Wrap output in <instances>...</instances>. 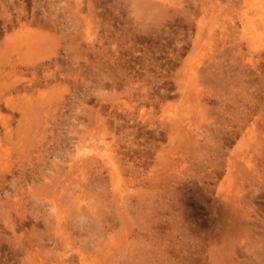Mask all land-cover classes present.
I'll list each match as a JSON object with an SVG mask.
<instances>
[{
  "label": "rangeland",
  "instance_id": "obj_1",
  "mask_svg": "<svg viewBox=\"0 0 264 264\" xmlns=\"http://www.w3.org/2000/svg\"><path fill=\"white\" fill-rule=\"evenodd\" d=\"M256 2L0 0V264H264Z\"/></svg>",
  "mask_w": 264,
  "mask_h": 264
},
{
  "label": "bare ground",
  "instance_id": "obj_2",
  "mask_svg": "<svg viewBox=\"0 0 264 264\" xmlns=\"http://www.w3.org/2000/svg\"><path fill=\"white\" fill-rule=\"evenodd\" d=\"M24 8V7H23ZM23 8H21V10H23L24 11V9ZM254 12H253V14L252 15H250V11L248 10L245 14V16H244V18L242 19L243 20V23H249V25L251 24L252 26V28H254L257 32L255 33V37H257V39H259V40H261V38H262V36L264 35V0H258V2H256V8H255V10H253ZM48 15V14H47ZM50 16V15H49ZM20 17V16H19ZM34 17V16H33ZM7 18V17H6ZM33 19H36V18H33ZM32 19V20H33ZM41 19V18H40ZM51 19H53L52 17H51ZM5 20V19H4ZM48 20H50V19H48ZM47 20V21H48ZM55 20V19H54ZM35 21V20H34ZM43 22H44V20H42ZM53 21V20H52ZM42 22V23H43ZM40 23H41V21H40ZM48 23H50V22H48ZM13 24V23H12ZM37 25V24H36ZM45 24L43 23V26H44ZM24 26V25H23ZM243 28H245L244 26H243ZM264 38V37H263ZM256 39V40H257ZM17 41V40H16ZM48 73H50V72H48ZM50 76H53V74L51 75V74H49ZM42 77V76H41ZM46 80V79H45ZM19 84H17V85H15V86H11V87H8V91H19V90H21V89H25V90H27V89H29V91H31V86L30 87H27V86H25V87H21V86H18ZM28 91V92H29ZM22 92V91H21ZM25 92V91H24ZM28 92H26V94L28 93ZM6 104V105H8V99H2V98H0V105L1 104ZM177 120V119H176ZM45 121H46V119H45ZM178 122H176L175 124H174V131H176L177 129H178V125H180L179 123L177 124ZM177 132V131H176ZM259 142V141H258ZM260 144V142L259 143H257V145H259ZM105 149H104V153H102L101 155H103L104 156V159H105V157H107V160H108V163H109V165L107 166L108 167V170H109V172L108 173H110V177H108L109 178V180L111 179L112 180V182H113V184L115 185V187L118 189H116L117 191H119V192H117L116 194L117 195H121L120 197H122L124 194H127L128 193V191L126 192V193H123V191H126L127 190V187H124V186H126V185H124V183L126 184V182L124 181V179L121 177V175L123 174L122 173V164H121V161H120V158L117 156V158H116V155H117V152H116V150H117V148H113V147H110V146H107V145H105ZM97 149H98V147H97ZM251 149H253V148H251ZM250 149V150H251ZM79 151V150H78ZM83 151V150H82ZM81 151V152H82ZM252 151V150H251ZM251 151H249L248 153L249 154H251ZM255 152V151H254ZM253 151H252V153H254ZM78 153V155L79 154H81L80 152H77ZM82 153H86L85 155H82L80 158H79V156H78V161H81V163L80 164H78L77 166H78V169H81L82 168V166L83 167H87V168H89L90 170H91V167H92V158H93V154H88L87 153V150H85L84 149V151L82 152ZM246 153V152H245ZM244 153V154H245ZM88 154V155H87ZM255 154V153H254ZM248 155V154H247ZM253 158V154L252 155H250L249 157L248 156H246L245 158L247 159V158ZM94 160V159H93ZM254 160V159H253ZM243 161V160H242ZM249 161H252V160H249ZM255 161V160H254ZM253 161V163L255 164V162ZM94 162H95V160H94ZM123 162V161H122ZM243 163H244V161H243ZM250 164L251 166L252 165H254V164ZM77 164V163H76ZM107 165V164H106ZM255 165H257V164H255ZM254 165V166H255ZM72 166H73V164H72ZM102 166V165H101ZM245 166V165H244ZM71 167V166H70ZM74 167V166H73ZM124 167V166H123ZM256 167V166H255ZM95 168H96V166H95ZM94 168V169H95ZM228 168H230V166H228ZM252 168V167H251ZM257 168V167H256ZM77 169V168H76ZM124 169H125V167H124ZM259 169V168H258ZM90 170H88V172L90 171ZM96 170V169H95ZM230 170V171H229ZM227 169V172L229 171V174H230V172L232 173V170L231 169ZM253 170V169H252ZM87 171V170H86ZM86 171H84V170H82V172H81V174H79L80 175V177L79 178H81V177H84V172H86ZM241 171V170H240ZM256 171V170H255ZM76 172V171H75ZM78 172V171H77ZM260 172V171H259ZM70 173H72V172H70ZM91 172H89V174H90ZM241 173V172H240ZM242 173L244 174V172L242 171ZM246 173H248V172H245V174L244 175H246ZM232 174H234V172L232 173ZM232 174H230V176L232 175ZM109 175V174H108ZM241 176L243 177V175L241 174ZM247 176V175H246ZM259 176H260V174H259ZM87 177V176H86ZM88 178V177H87ZM91 178V177H90ZM237 178H238V175H237ZM248 178V177H247ZM52 179V178H51ZM50 179V180H51ZM77 179V178H76ZM100 179H101V177H100ZM99 179V180H100ZM137 179V178H136ZM78 180V179H77ZM87 180V179H86ZM90 180V179H89ZM93 180V179H92ZM95 180V179H94ZM51 181H53V180H51ZM78 182H80V179H79V181ZM98 182V181H97ZM100 182V181H99ZM128 183V182H127ZM240 183V182H239ZM80 184V183H79ZM83 184V183H82ZM85 184V183H84ZM98 184V183H97ZM111 184V183H110ZM122 184L124 185V186H122ZM240 185V184H239ZM55 186H56V184H55ZM86 187L88 186V185H85ZM84 186V187H85ZM106 186V185H105ZM113 186V185H112ZM242 186H243V184H242ZM97 187H98V185H97ZM100 187V186H99ZM114 187V186H113ZM240 187H241V185H240ZM52 189H54L53 187H52ZM89 189V188H88ZM238 189V188H237ZM55 190V189H54ZM90 190V189H89ZM234 190H236V188L235 189H233L230 193L231 194H233V192L236 194L237 192V190L236 191H234ZM88 191V190H87ZM59 192V191H58ZM55 193H56V190H55ZM75 193V192H74ZM97 193V197H99L101 194H99V192H96ZM95 193V194H96ZM100 193H105V192H103V191H101ZM123 193V194H122ZM230 193H229V195L227 196V198L229 199V201H231L232 203H234L235 204V206L236 205H238V204H240V202H241V196H240V198H239V196H237V195H231L230 196ZM58 194V193H57ZM62 194H64V193H62ZM62 194H58V195H62ZM95 194H93V195H95ZM106 194V193H105ZM86 195V194H85ZM99 195V196H98ZM107 195V194H106ZM239 195H240V192H239ZM82 196V195H81ZM104 196V195H103ZM126 195H124L123 197H125ZM219 196H221V195H219ZM52 197H54L55 198V196H52ZM51 197V198H52ZM61 197V196H60ZM84 197H86V196H84ZM95 197V196H94ZM119 197V196H118ZM105 198H106V196H105ZM104 198V199H105ZM217 198V197H216ZM220 198V197H219ZM102 199V196L100 197V199H99V201ZM57 199H53L52 200V209L53 210H55L54 212H53V210H52V212L55 214V218H57V223H60V220L61 219H64L65 218V216L64 215H62L63 214V212H62V210L61 209H63L62 208V205L64 204V203H62V204H60L59 205V207H61V209H59V207H58V203H57V201H56ZM60 199H58V201H59ZM62 201H64V199H61ZM94 200V199H93ZM218 200V199H217ZM102 201V200H101ZM118 201H121V200H118ZM220 201V200H219ZM230 202V203H231ZM226 203V202H225ZM96 204V203H95ZM111 204V203H110ZM215 204V203H214ZM50 205H51V203H50ZM99 205V204H98ZM98 205H97V209H98V211H100L101 209H103L104 211H105V209L104 208H100V206H102L103 204H101V202H100V205H99V208H98ZM225 205V204H224ZM228 206V205H227ZM231 206H233V205H231ZM239 206V205H238ZM104 207V206H103ZM228 208V207H227ZM100 209V210H99ZM121 209V208H120ZM119 208H118V210H120ZM231 210V209H230ZM74 211H76V210H74ZM94 211V210H93ZM102 211V210H101ZM101 211H100V213H101ZM104 211H103V213H104ZM122 211H123V209H122ZM66 212V211H65ZM121 211H119V214H120V216L121 217H123L122 215L123 214H121L120 213ZM124 212V211H123ZM68 213V212H67ZM96 213V212H95ZM98 213V212H97ZM99 213V214H100ZM103 213H101V214H103ZM233 213V212H232ZM230 215V214H229ZM105 216H107V215H105ZM231 216H233L232 214H231ZM230 216V217H231ZM67 217V216H66ZM129 217V216H128ZM135 218L137 217L138 218V216L136 215V216H134ZM234 217V216H233ZM101 218V217H100ZM99 218V219H100ZM55 221V222H56ZM67 223H68V221H67ZM61 225V224H60ZM112 225V224H111ZM110 226V225H109ZM55 227H56V225H55ZM60 227V226H59ZM56 229H57V227H56ZM55 229V230H56ZM63 229V228H62ZM59 230H61V228L59 229ZM65 230V229H64ZM58 231V230H57ZM59 232V231H58ZM60 232H62L63 233V231L61 230ZM65 233V232H64ZM65 235V234H64ZM66 236L67 235H65V238H66ZM67 238H69L68 236H67ZM110 239H111V241H112V245H114V244H116V242L114 243L113 241H115L114 240V237L113 236H111L110 237ZM121 246H122V244H120ZM118 247H120V246H118ZM110 248V247H109ZM117 248V247H116ZM116 248H114V249H112V251L113 250H115V252H118L119 251V249H118V251L116 250ZM123 248V247H122ZM125 248V247H124ZM140 249V248H139ZM124 250V252H125V249H123ZM123 250H121V252L123 251ZM138 250V249H137ZM141 250V249H140ZM143 251V250H142ZM121 252H119V253H121ZM123 252V253H124ZM127 252H128V250H127ZM127 252H125V254L127 253ZM113 254V253H112ZM124 254V255H125ZM127 254H130L129 256H131V253L129 252V253H127ZM78 262H79V264H92L91 262V260H90V258H88L86 255H84L82 252H79L78 253ZM117 253L115 254H113L112 256H115V257H117ZM122 256V255H121ZM120 255H119V258L121 257ZM125 256H127V255H125ZM124 256V257H125ZM123 257V258H124ZM122 258V257H121ZM128 258V257H127ZM113 260H111V258H110V261L111 262H113V261H116V262H118L119 261V259L118 258H116L115 260H114V258H112ZM118 260V261H117ZM125 261H123V260H121V261H119V263H117V264H120V262H127V261H129V259H127V261H126V259H124ZM67 261H70V259H63V263H66ZM101 262V261H100ZM130 262H128V264H129ZM101 264V263H100ZM113 264V263H112ZM116 264V263H115ZM122 264H124V263H122Z\"/></svg>",
  "mask_w": 264,
  "mask_h": 264
}]
</instances>
